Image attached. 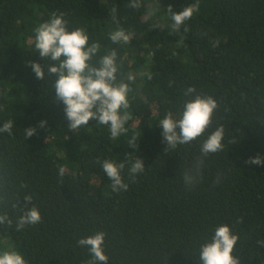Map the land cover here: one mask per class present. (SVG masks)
<instances>
[{
    "label": "trees",
    "instance_id": "obj_1",
    "mask_svg": "<svg viewBox=\"0 0 264 264\" xmlns=\"http://www.w3.org/2000/svg\"><path fill=\"white\" fill-rule=\"evenodd\" d=\"M130 2L0 0V127L13 121L11 135L0 133V213L13 221L0 225V251H19L27 264H86L91 254L78 240L104 232L107 264H202L201 245L227 224L239 237L233 255L240 264H264V165L246 163L264 159V0H138L137 9ZM192 4L199 10L174 32L167 8ZM113 8L130 43L109 38L117 28ZM53 13L101 45L93 62L116 49L117 82L130 87L121 136L96 120L69 130L47 74L54 62L35 49L34 28ZM32 61L45 66L43 80ZM197 94L217 101L211 124L191 143L166 148L159 120L179 119ZM220 126L223 150L204 157L196 172L201 144ZM129 154L145 169L133 178L126 164L128 189L113 191L97 160L119 163ZM186 171L196 176L192 185ZM24 195L42 219L17 231Z\"/></svg>",
    "mask_w": 264,
    "mask_h": 264
},
{
    "label": "clouds",
    "instance_id": "obj_2",
    "mask_svg": "<svg viewBox=\"0 0 264 264\" xmlns=\"http://www.w3.org/2000/svg\"><path fill=\"white\" fill-rule=\"evenodd\" d=\"M141 5L138 0H131L128 7L133 9ZM199 10L198 4L187 5L180 12H173L172 7L167 8L170 13L171 28L174 32H179L185 21L191 19ZM113 20L117 23L116 30L109 33V38L114 44L130 43L132 37L123 28L119 27L116 20V9H112ZM67 21L62 15L53 13L51 18L42 22L34 28L35 49L40 58L48 59L54 63L47 65V74L54 76L55 101L63 103V110L68 121V128L77 131L87 126L89 121L96 120L100 125L107 126L112 138H117L127 132L125 124L129 120L127 109L129 108L128 94L129 84L117 82L118 64L116 49H111L106 54L97 57L101 45L98 42L89 44V36L83 28L68 30ZM187 32L188 28L185 27ZM219 45V40L213 42V47ZM30 66L37 79L43 80L46 72L45 66L32 61ZM151 79V74L148 75ZM133 76L127 77L132 81ZM171 86V85H170ZM194 89L189 87L186 95H190ZM218 107L217 101L212 96L195 95L194 98L186 100L179 119L174 118L172 113H168L158 124L162 127L163 141L166 148L175 149L178 145L189 144L201 137L211 124L214 110ZM46 121H40L39 126L44 127ZM13 121H5L0 127V133L12 134ZM36 129L29 127L24 130V135L31 137ZM224 127L220 126L211 132L200 146L201 158L198 160L196 172L203 164V158L209 154L223 150ZM134 141H129L133 143ZM137 144L135 145V148ZM100 163L107 178L111 181V189L119 192L126 191L128 184L122 178V171L126 164L131 177L138 173H143L145 166L141 158L134 159L131 154L127 155L119 163L105 159L97 160ZM246 163L264 165V159L259 156L249 158ZM64 169H60L63 176ZM184 181L187 185H192L196 181V176L186 171ZM219 182V179L216 181ZM33 197L24 195L22 214L16 220V230L21 231L28 225H36L41 222L39 209L32 205ZM19 202L12 205L17 208ZM12 226L13 221L7 213H0V225ZM239 237L233 234L227 224H222L215 229L212 239L203 245L199 250V259L202 264H240L238 257L233 255L234 247ZM105 240L104 232H97L94 235L81 238L78 245L86 247L91 254V259L86 264H107L108 256L104 253L103 244ZM264 247V241H258ZM0 264H27L22 253L16 250L0 251Z\"/></svg>",
    "mask_w": 264,
    "mask_h": 264
}]
</instances>
